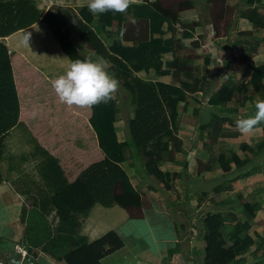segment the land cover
<instances>
[{"label": "crops", "instance_id": "obj_1", "mask_svg": "<svg viewBox=\"0 0 264 264\" xmlns=\"http://www.w3.org/2000/svg\"><path fill=\"white\" fill-rule=\"evenodd\" d=\"M247 1L228 0L230 5H237L229 37H214L215 32L206 0H194V8L179 13L180 21L183 24L190 25L180 27L165 23L163 26L164 33H155V36L162 37L165 43L173 44L174 51L164 54V65L161 68L156 66L159 71L155 67H151L134 72L133 75L150 83L161 82L181 86L184 82H187L196 89L195 93L198 94H195V96H198L199 101L195 99L193 91H186L185 101H181L178 108L177 128L174 129L175 137L168 140L170 147L162 154V170L179 174L172 179L170 190H165L163 183L155 176L148 175L144 171L143 173L139 172L134 159L131 158L130 150L127 149L129 154L126 152V161L121 165L128 173L135 188L139 189L140 194L150 202L149 207H146L143 211V217H131L128 211L120 205L105 206L101 203H96L88 215L77 216L76 220L79 221L80 226L76 234L85 236L88 241H93L111 230L116 231L124 241V246L102 258L101 264H136L142 261L153 264H203L205 252L202 247L203 236L200 223L203 216L209 211L221 212L227 224L225 232L227 237L239 226L242 217L246 219L244 207L234 205L236 203V200L232 201V199H235L234 196L227 201H223L225 196L229 197L226 194L224 185L230 179V176L227 178H225L226 176L221 177V181L216 177L219 173L214 174L217 161L218 168L221 169L220 173L224 171L223 164L220 161L225 160V162H228L227 154H231L228 140L237 137L240 132L236 129V126H231L232 122L227 120L222 124V129L216 140H214L211 133L216 121L214 114L220 117H240L235 115H239L238 112H241L242 108L246 107V102L249 101V99L244 101V96L250 95L251 98V94H235L232 100L222 101L218 105L210 104L209 100L224 79L229 78V76H232L237 83H248L252 87L249 83L252 71H248L244 76L238 71H231L228 64L224 62L228 56L231 57V63H235L243 55H247L254 60L256 65H264V35L261 34V30L264 29V0L254 5H248L245 11L248 12L249 16L244 17L242 16V10ZM144 3V0H136V3L132 4L125 13H115V23L109 27H105L100 22L98 19L99 14L94 15L88 11L94 16V20L89 25L107 47L118 40L129 46L131 44V39H128L130 35L128 38H124V33L126 34L125 24L128 25L129 22L135 21L141 16L143 9L141 5ZM86 5L87 0H0V43L4 45L2 47L0 44V56L4 55L5 52L20 54L27 63L47 80H52L63 74L71 59L64 52L60 42L45 22L39 19L27 27L8 33V28L13 24L7 26L6 20L7 18L19 17L26 21L35 17L37 13H40L42 18L49 10H53L66 20V28L70 32L71 39L76 44L78 51L88 56L96 52L90 47L87 40L79 37L82 25L88 24L81 12L83 7H87ZM256 7H258V10L254 14L252 11ZM184 13L185 15H182ZM149 14H145L146 17L148 16L149 21H155L156 14L152 16ZM182 16L187 17L184 20ZM235 17H239L241 29H237ZM201 18L205 20L206 25H203L204 21ZM242 21L249 23V26L242 28ZM205 26H208L209 29L206 36L203 30ZM238 31H250L253 34L251 36H239ZM24 32L31 33L30 48L20 43V38ZM234 32H236V37L232 39L231 35ZM151 36L153 34L150 32L149 37L151 38ZM238 38L243 39V52L241 47L240 52L237 54L238 59L232 60V53L240 47L241 40ZM204 41L210 42L213 47L220 50L222 56L219 64H217L213 51L206 46L207 43L204 44ZM245 46L248 49L257 46V51L253 53L250 51L245 52ZM176 57L179 58L180 66L183 67L181 70L172 67V62ZM208 58L214 60V63L207 64L205 60ZM106 61L110 66L112 65V61ZM165 70H168V72L163 74ZM119 82L120 89L115 94L118 108L115 125L119 139L124 141L128 136L127 125L128 121L134 116L135 106L133 102L129 101L130 95L123 90L120 80ZM206 87L211 91H206ZM122 94L127 96L125 108L128 110L124 115L121 112V106L124 105ZM257 96L264 98L263 94H257ZM211 117L214 118V121H210L213 124L202 127L203 124L209 122ZM18 128L23 132L22 135L25 133L30 134L33 140L31 144L37 147L40 152L38 157L35 151L30 154V145L26 143L22 145L21 149L17 147V145L19 146V136L15 130ZM9 133L18 136V138L14 137L16 144L8 139ZM9 133L5 137L3 153L0 156V173L2 175L0 208L7 212L0 221L5 225L4 234L0 233V264H25L22 257L14 249L16 244L28 248L30 254L35 258V264H67L64 260L47 251L40 250L36 255L30 251V249L36 250L40 244H44L47 240V238L45 240L40 237V231L43 230L45 234L48 231L45 228L46 226L38 229L40 227L38 225L33 228L34 223L29 224V221L32 222L33 219L36 221L37 217L49 219L51 214L57 216L56 208L52 203V196L56 191L55 179L49 175L44 176V171L41 172L40 169H36V174L29 169L30 163L33 162H36L40 168L42 160L47 161V155L33 138L28 127L23 123H18L10 129ZM11 148H16V151L20 150L28 155L25 156L26 159L20 156L16 160L19 167L16 169L15 164H9L8 160L11 155L9 154ZM235 154L239 156L237 151ZM2 157L6 163L2 161ZM192 161L193 166L191 165ZM187 166L189 168H186ZM238 174H242V171ZM213 180L216 181L213 182ZM220 184H222L221 191L211 197L201 198L202 192H208ZM238 189L240 190L235 189L232 191L236 197L242 195L241 186ZM218 195L222 196V201L217 199ZM260 203L264 207V204ZM226 206L227 208H225ZM23 210L26 211L25 217L26 215L28 217L26 219L25 217L22 219ZM257 217L249 221L252 227L248 232V235L253 238V244L256 248L260 245L258 241H264L263 236H261L263 233H259L258 229L255 228L254 222H256ZM57 219L59 220L58 217ZM135 223L146 226L149 232L153 228H157L161 231V235L152 234L150 238L146 239L144 234L131 233L129 236L133 237L134 240H130L129 237L124 236L121 227L125 224ZM6 226L11 227L12 232ZM194 241H197L198 245L194 244ZM229 243L231 244L230 239ZM256 248L250 247L247 252L238 255L230 264H248L253 259L255 261L263 259L264 256H256ZM125 249H130L134 253V257L131 259L124 257L123 251Z\"/></svg>", "mask_w": 264, "mask_h": 264}, {"label": "trees", "instance_id": "obj_2", "mask_svg": "<svg viewBox=\"0 0 264 264\" xmlns=\"http://www.w3.org/2000/svg\"><path fill=\"white\" fill-rule=\"evenodd\" d=\"M262 0H248L242 10V16L248 17L245 8ZM141 16L135 21L125 24L124 38L129 37L131 44L124 45L121 40L107 47L89 25L94 20L87 7L81 12L88 24H83L79 37L85 39L96 54L112 61L109 68L121 81L123 90L129 93L130 101L134 103V116L128 121V136L121 141L116 129L118 115L116 98L108 103H101L90 108L69 107L59 101L52 86L34 67L18 53L5 52L0 56V156L6 135L18 123H23L30 130L33 138L46 152V167L44 176L55 179L56 191L52 203L59 218L57 231H50L44 244L30 251L36 255L40 250L47 251L67 264H101V259L124 246V241L116 231H109L103 236L88 241L83 235L76 234L79 229L78 215L86 216L96 203L105 206L120 205L131 217H143L144 209L149 207V201L140 194L121 163L126 161L127 149L132 159L140 160L144 172L153 175L163 183L165 190H170L172 179L177 172L162 170V154L170 147L168 140L174 139V129L177 128L178 108L185 101L186 91L196 89L187 82L181 86L165 83H150L133 75L144 69L164 65V54L174 51L173 44H167L162 37L165 23L185 27L179 19V13L194 8V0H144ZM214 29V37H229L233 17L237 5H230L228 0H206ZM264 9V6H263ZM256 7L252 12L255 14ZM156 14L155 21H149L148 16ZM41 19L48 25L54 36L60 42L64 52L71 60L83 59L87 55L78 51L66 28V20L53 10H49L42 18L37 13L35 17L23 21L22 18H7L8 33L27 27ZM100 22L106 27L115 23V13L99 14ZM129 30V31H128ZM153 36L149 37V33ZM239 36H251L250 31H238ZM149 37V38H148ZM257 43H259L257 41ZM1 44V43H0ZM2 45V44H1ZM4 45H2L3 47ZM245 52H256L257 46ZM224 61L231 71H238L242 76L252 71L250 84L256 93L264 92V65H256L254 60L243 55L235 63L228 56ZM232 60H236L233 58ZM207 64H213L212 59H206ZM238 63V64H236ZM159 67V68H156ZM172 67L181 70L179 58L172 62ZM192 70V68H190ZM168 70L163 72L167 73ZM220 85L210 98L209 103L218 105L222 101H230L235 94H246L245 84L234 81L232 76ZM250 95L244 96V101ZM197 113V109L195 110ZM36 113V115H33ZM216 119L212 129V137L216 140L222 129V124L229 120L236 122L234 117ZM213 124L208 122L202 127ZM259 146L264 148V139ZM235 167L240 168L246 163L234 154ZM186 168H189L187 166ZM258 168L254 167L253 171ZM225 172L231 171L229 162L223 164ZM246 171L233 177L238 180L250 175ZM2 175L0 173V183ZM222 184L208 192H202L201 198L211 197ZM246 219L227 237L226 221L221 212L209 211L200 220L203 236L202 247L205 255L203 264H230L238 255L244 254L254 243L248 235L252 225L249 221L255 219L263 208L260 202L243 201ZM26 211H22V219ZM72 229V231H70ZM231 244L229 243V239ZM248 264H264V258L253 260Z\"/></svg>", "mask_w": 264, "mask_h": 264}, {"label": "rangeland", "instance_id": "obj_3", "mask_svg": "<svg viewBox=\"0 0 264 264\" xmlns=\"http://www.w3.org/2000/svg\"><path fill=\"white\" fill-rule=\"evenodd\" d=\"M182 15H185V13ZM186 17L182 16V19L185 20ZM235 19H236V23H237L236 24L237 29H241L239 26V17H235ZM202 20L204 21L203 25H206L205 20L204 19H202ZM247 26H249V23L242 21L241 27L246 28ZM203 30H204V34L206 36L207 32L209 30L208 26L207 27L205 26V28ZM261 34L264 35V29L261 30ZM235 37H236V32L232 33V35H231L232 39H234ZM53 39L56 40V42H58L55 37H53ZM238 39L241 40V42L239 43L240 47L236 48L235 49L236 52L232 53L233 58H236V59H238L237 54L240 52V48L243 46V43H244L243 39H241V38H238ZM206 43H207V41H204V44H206ZM206 46L208 48L210 47V49L213 51V55L217 60V64H219L220 60H221V56H222V54L220 53V50L219 49L217 50L215 47H213L210 42H208L206 44ZM234 46L235 45L233 44V47ZM242 52H243V47H242ZM257 58H258V56H257ZM213 63H214V60H213ZM224 81H225V79H224ZM245 84L247 86L246 94H251V98L249 99L248 102H246L247 103L246 107L242 108L241 112H238L240 114L235 115V116L243 117V116L254 114V112H255L254 101H255L256 97H258L257 94H263L264 95V92L263 93L262 92L256 93L254 91L253 87H251L248 83H245ZM205 90L209 91V92L211 91L207 87L205 88ZM122 101H123L124 105L121 106V112H122V115H124L125 112L128 110L127 108H125V105L127 103L126 94H122ZM129 108H130V106H129ZM210 121H214V118L211 117L209 122ZM231 126H236V122L232 123ZM19 128H22V127H19ZM19 128L15 130L17 132L19 138L16 134L9 133L8 139L11 140L12 143L16 144L14 137L18 138L19 139V146L17 145V147L19 149H21L22 145L25 143L30 145V147H29L31 150L30 154L32 151H35V154L38 157L40 152H39L37 147H34L31 144L33 140L31 138L30 134L28 135L27 133H25L22 135L23 132ZM262 138L264 139V122H261L260 124L255 126V128L253 129V131L251 133H249V134L239 133L237 137L228 140V142H229L228 146L231 149V154L230 153L227 154V159H228V162L231 163V166H232L231 171L230 172L223 171L220 173L221 169L218 168L219 166H218V161H217V163H215L216 169H215V173H214L215 175L217 173H219L218 175H216V177H218L219 179H221V177H224V176H226L225 178L230 176V179H229L230 181L229 180L226 181L225 185H224V189L226 191V194H228L229 197L225 196L223 198V201H227L228 199H230L234 196L235 199H232V201L236 200V203L234 204L236 207L240 206L243 201H247V200L251 201V202H262L264 204V175H263V173H264V154H262V152H264V148H261L259 146L260 142L262 141ZM236 151L238 152L239 156L243 158V161L246 163L244 166H242L240 168L235 167V163L233 160V157H234V154ZM2 153H3V150H2ZM127 153L129 154V151ZM9 154H11L10 157H8L9 164L10 163L15 164V169L19 168L16 160L18 158H20V156H23L24 159H26L25 156H28L27 153H22L20 150L16 151V148L15 149L11 148V150L9 151ZM2 159H3V157H2ZM190 159H191V156H190ZM2 161L5 162L4 159ZM27 161H29V159H27ZM134 161H135V159H134ZM46 162L47 161L42 160L40 168L38 167L39 165L36 164V162L30 163L29 169L32 172H34L35 174L37 173L36 169H40L41 172L45 171ZM141 163L142 162L140 160L136 159L135 166L139 172L143 173L144 170H143V166ZM220 163L224 164L225 160L220 161ZM191 165L193 166V161L191 162ZM257 165H258V168L253 171L254 167ZM240 171H244V172L253 171V172L250 175L244 176L238 180H232L233 177H237L239 175L238 173H240ZM225 174H228V175H225ZM216 180H213V182ZM221 181H222V179H221ZM240 186L242 189V195H240L239 197H236L234 195V193H232V191L235 189L240 190V189H238ZM219 191H221V190H218L217 193ZM218 196L219 197H217V199L221 200L222 196L221 195H218ZM225 208H227V206ZM4 214H7V212H4L0 208V221L3 219ZM26 218H28L27 215H26L25 219ZM243 220H244V218L242 217V221ZM257 220H256V222H254L255 228L258 229L259 233L260 232L263 233V235H261V236H263V240H264V207L259 212ZM259 220H260V222H259ZM32 223H34L33 228H35V226H38V225H40V227H38V229L44 228L46 226L45 228L48 231L47 234H45L43 230L40 231V237L41 238L43 237L45 240H46L48 234L50 233V231H53V232L57 231V229L59 228V225H60L59 220L57 219V216H55L54 214H51L49 219L37 217L36 221L34 219L32 220V222L29 221V224H32ZM45 223H47V224H45ZM4 226L5 225L3 223H0V233L1 234H4V232H5ZM6 227H8L10 229V232H12L13 229L11 227H9V226H6ZM30 227H31V225H30ZM194 227H196V225H194ZM121 229L124 232V236L129 237L130 240H134L133 237L129 236V234H131V233L132 234H144L146 236V239L150 238V236L152 234H155L156 236L161 235V231L157 228H153L152 231L149 232V230L146 226H143L142 224H136V223L135 224H125L123 227H121ZM260 230H263V231H260ZM258 243H260L258 248H256V246H254L255 244H252L251 247L256 248L255 249L256 256L259 255L262 257V256H264V241H258ZM194 244L198 245L197 241H194ZM27 246L29 247V245H27ZM123 255L127 259H131L132 257H134V253L130 249H125V251H123Z\"/></svg>", "mask_w": 264, "mask_h": 264}, {"label": "clouds", "instance_id": "obj_4", "mask_svg": "<svg viewBox=\"0 0 264 264\" xmlns=\"http://www.w3.org/2000/svg\"><path fill=\"white\" fill-rule=\"evenodd\" d=\"M136 0H87L88 11L92 14L106 12L125 13ZM31 33L24 32L20 38L23 46L30 48ZM110 65L104 57L91 53L83 59L71 60L63 74L51 81V86L59 101L69 107L90 108L108 103L115 98L120 82L115 73L109 72ZM255 112L238 117L236 129L241 134H249L255 126L264 122V98L256 97ZM36 115V113H33Z\"/></svg>", "mask_w": 264, "mask_h": 264}, {"label": "built area", "instance_id": "obj_5", "mask_svg": "<svg viewBox=\"0 0 264 264\" xmlns=\"http://www.w3.org/2000/svg\"><path fill=\"white\" fill-rule=\"evenodd\" d=\"M14 249L22 257V261L25 264H35V258L30 254L26 246L21 244H16ZM136 264H153V263L142 261V262H137Z\"/></svg>", "mask_w": 264, "mask_h": 264}, {"label": "water", "instance_id": "obj_6", "mask_svg": "<svg viewBox=\"0 0 264 264\" xmlns=\"http://www.w3.org/2000/svg\"><path fill=\"white\" fill-rule=\"evenodd\" d=\"M262 154H264V152H262ZM245 171V170H244ZM244 171H242V172H244Z\"/></svg>", "mask_w": 264, "mask_h": 264}]
</instances>
